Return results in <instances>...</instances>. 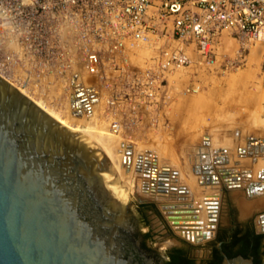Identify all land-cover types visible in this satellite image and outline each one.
<instances>
[{"label":"built area","instance_id":"built-area-1","mask_svg":"<svg viewBox=\"0 0 264 264\" xmlns=\"http://www.w3.org/2000/svg\"><path fill=\"white\" fill-rule=\"evenodd\" d=\"M0 13V77L51 116L91 121L118 140L132 188L140 179L158 194L176 191L178 171L146 146L171 135L176 96L198 93L211 69L226 74L257 44L264 49V0H0ZM228 38L239 45L234 58L223 52ZM260 69L264 76V51ZM190 148L192 169L214 173L224 153H209L211 136ZM211 176L202 185L214 184Z\"/></svg>","mask_w":264,"mask_h":264},{"label":"water","instance_id":"water-1","mask_svg":"<svg viewBox=\"0 0 264 264\" xmlns=\"http://www.w3.org/2000/svg\"><path fill=\"white\" fill-rule=\"evenodd\" d=\"M226 175L220 172L224 182ZM259 175L246 188L249 197L264 190ZM117 177L89 137L0 77V264H157L134 234ZM218 180L213 173L210 182ZM206 204L217 217V202ZM260 221L264 233V214ZM221 264L253 260L223 253Z\"/></svg>","mask_w":264,"mask_h":264},{"label":"rangeland","instance_id":"rangeland-1","mask_svg":"<svg viewBox=\"0 0 264 264\" xmlns=\"http://www.w3.org/2000/svg\"><path fill=\"white\" fill-rule=\"evenodd\" d=\"M256 47L257 48L254 47L255 50L257 49V53L255 52L256 55H249L243 64L229 70L226 74L217 73V70L214 68L211 69V74L202 75L200 78L203 82V86L198 93L175 95V101L168 112L172 124L171 135L167 136L165 139H158V141L153 143L163 148L166 152H172V156H167L166 160L164 158L161 160L162 163L166 162L168 165L172 164V162H174L173 165L178 163V168L184 169L185 166H183V160H180L179 152L187 149V147L191 145L198 144L202 135L205 133H208L210 136L222 137L221 139L225 136L232 138L235 135V143H239L241 146H246L250 138H264V121H262L264 120V76L260 69L261 56L264 49L260 44H257ZM238 49V43L228 38L223 52L227 57L234 58ZM259 102L263 106V110L259 112V121H257L254 117L258 112L257 107ZM254 119L259 123H256ZM75 128H77V126H75ZM225 141H227V139ZM238 158H235L233 163L236 164V160H238L240 163L236 165L243 170L246 165L244 164L243 166L241 164L243 159ZM174 168L177 167L175 166ZM121 175L123 176L124 174ZM117 176L118 179L120 177L119 181H121V183L127 185L126 181H123L120 175L117 174ZM132 186L125 193L124 200L127 203L131 201L136 202L137 196L139 195ZM234 192L235 190H228L224 193L223 199L226 197L230 198L239 209V217L241 219L249 217L253 220L255 228L260 230L258 228V218L260 215L264 214V208H254V210L252 209V213L250 211L249 214L244 217L241 214ZM239 192L241 193L239 195H241V197L244 196L245 199L244 197L243 199L247 201L258 198V196H256L255 198L247 199L244 188ZM140 196L142 197V195H139V197ZM150 219L155 231L162 230L164 224L169 225L165 218L158 219L154 215H151ZM170 243V239L157 235L156 245L161 249L167 247ZM206 243L205 240L199 243V246L203 247Z\"/></svg>","mask_w":264,"mask_h":264},{"label":"bare ground","instance_id":"bare-ground-1","mask_svg":"<svg viewBox=\"0 0 264 264\" xmlns=\"http://www.w3.org/2000/svg\"><path fill=\"white\" fill-rule=\"evenodd\" d=\"M255 48L252 50V53H251L252 56L256 55L255 52L257 51V49L255 50ZM257 108H258V112L257 114L254 113L256 114V116L254 115L255 117L254 116L253 117L257 121H259L258 120L259 112L263 110V106L260 104V102ZM44 111L47 112L48 110H44ZM52 117L56 119L62 125L83 133L84 135L89 137L94 143L98 145V147L102 150L103 154L106 156V158L110 162V165L112 166V168L115 169V170L113 169L114 171H116L115 173L120 175L123 181H126V184L128 185V187L127 185L119 181L122 194L124 195L123 199H125V193L127 192L128 189H130V187L133 184H132V175L130 173L127 176L125 174L123 176L121 175L123 174V171L121 170V167L119 164V150H120L119 141L115 139H111L110 137H106L103 133L99 132L98 127L91 121L83 122L85 123V127L81 128V126H77V128H75V126L70 124V121L56 114H52ZM257 121L255 122L259 123ZM79 123H82V122H79ZM221 138H219L218 136H211V148L209 150V153L213 154L214 151L219 150L220 152V150H224L225 154H227V156H225L228 158L226 159L227 162L228 163L229 161L233 162L235 158H238L236 155L238 153L235 154L237 150L233 153L234 156H232L231 154L232 153L231 151L232 150L234 151V148L238 145L237 143H235V135L232 138L227 137V136L223 137V139ZM226 139L227 141H225ZM250 140H251L250 141L251 146L249 147L247 143L246 148L244 149L242 148L240 150L241 155L239 156L240 158H238V159H243L241 164L243 166L245 164L248 167L245 166L243 170H241V168L237 166L234 168H230L229 170H226V171L225 170L216 171L215 169L214 174L219 176V180L217 182H214V184H206L207 182L205 180L204 185H202L201 182L203 178L205 179L208 176V173L203 172L201 169L200 170L192 169L193 168L192 165L194 164V161L190 157L184 156L185 153H189L190 151H192V148H190L191 147L190 146L188 148L190 149L189 151L188 149H186L187 151H185L184 149L182 153L185 159L183 162L186 164L184 169L178 168L179 167L178 163L173 165L174 162H172V164L169 165V167H175V166L177 167L175 168L178 171L176 191H173V192L169 191L170 194H158L157 193L158 191H155V193H153L150 189H143L142 181L140 179L138 180L136 179L135 184H134L136 193H138L139 195H142V198H146V199L151 198L159 202V204L165 210L167 214V219L169 220L176 234H179L181 237L189 239L195 243H201L212 236L213 232L215 231L216 225H217V217L210 218L209 215L210 213H213V209H211L206 204V202L212 201L214 203L216 201L217 204L219 205L221 194L224 189L235 190L234 192L235 199L237 200L239 204V208L241 210V214L244 217H246L250 211L252 213V209L254 210V208H259V209L264 208V190L256 195L258 196V198L255 200L247 201V200H244L245 197L243 196V194L242 196L244 197V199L243 197H241V195H239L241 194L239 191L242 190L243 188L246 191V188L249 185V183L255 182V181H261L259 173L261 171H264V138H253ZM224 141L227 143H225ZM146 147L155 152L154 156L160 163H162L161 160L163 158L166 160L167 156H172V152L170 151L166 152L165 150H163V148L158 147L154 145L153 143L150 144V146H146ZM146 147L141 145V146H138L137 149H143ZM249 151H251V155H249ZM204 157L205 159L209 158L207 155L206 156L199 155L198 158L195 160H199V159L201 160ZM217 159H218V161L216 160L217 163H221L222 157L218 156ZM236 161H235L236 164L240 163L238 160ZM222 166H226V165H222ZM219 167L220 166H218V168ZM221 171H224L225 174H227L226 182L221 180V177H220ZM124 179H127V180H124ZM118 180H120V177ZM180 188L184 189L183 191L184 194L180 193L181 191H178V189ZM256 196L249 197L246 191L247 199H252L253 197L255 198ZM213 203L212 205H214ZM179 211H182V212H179ZM214 214L215 216L218 215V208L217 210L214 211ZM258 219H259L258 228L261 229L262 222L260 221V216ZM187 232L189 234H187Z\"/></svg>","mask_w":264,"mask_h":264},{"label":"flooded vegetation","instance_id":"flooded-vegetation-1","mask_svg":"<svg viewBox=\"0 0 264 264\" xmlns=\"http://www.w3.org/2000/svg\"><path fill=\"white\" fill-rule=\"evenodd\" d=\"M227 191L228 189H224L221 194L214 234L206 240L207 243L203 247H200L199 243L178 236L167 224L163 225L162 230L155 231L150 216L154 215L158 219L165 218L161 210L157 206V208L143 207L141 206L143 203L131 201L129 210L134 234L142 249L157 264H167L172 257L180 264H221L223 253L229 258L242 255L241 243L246 240L247 245L244 247L246 256L244 257L251 258L253 264H256V256L261 258L264 254V237L257 246H254L252 237L263 233L258 232L253 220L249 217L243 219L239 217V209L230 198L223 199ZM157 235L170 239L171 243L161 249L156 245Z\"/></svg>","mask_w":264,"mask_h":264},{"label":"trees","instance_id":"trees-1","mask_svg":"<svg viewBox=\"0 0 264 264\" xmlns=\"http://www.w3.org/2000/svg\"><path fill=\"white\" fill-rule=\"evenodd\" d=\"M141 206H143V207H144V206H150V207H153V208H157L156 205H155L154 203H143V204H141ZM263 237H264V233H263V234H258V235L253 236L252 238H253L254 243H255L254 246H257V245H258V242H259V241L261 240V238H263ZM246 245H247V241L244 240V241L241 243V246L243 247V248L241 249V253H242L243 256H246V252H245V250H244V247H245ZM256 252H257V251H255V253H256ZM256 254H258V253H256ZM263 258H264V254L262 255L261 258H258V257L256 256V258H255V263H256V264H261ZM167 264H180V263H178V262L175 260V258L172 257L171 260H169Z\"/></svg>","mask_w":264,"mask_h":264},{"label":"crops","instance_id":"crops-1","mask_svg":"<svg viewBox=\"0 0 264 264\" xmlns=\"http://www.w3.org/2000/svg\"><path fill=\"white\" fill-rule=\"evenodd\" d=\"M250 139H251V138H250ZM237 144H238V145H237L238 147L236 146V147L234 148V151H233V150L231 151V152H232L231 154H232V156H234L233 153L237 150V152H235V154L238 153V154H236V155L239 157V156L241 155L240 150H241L242 148H243V149L246 148V146H244V147L242 146V147H241V146L239 145V143H237ZM257 146H258V145H257ZM259 146H260V145H259ZM260 147H261V146H260ZM220 152H223V153H224V156H222V157H224V158H222L221 163H218V166H220V167L217 168L216 171H219V170H225V171H226V170H229L230 168H234V167L237 166L236 164H234V163L231 162V161H229V163L227 162L226 159H228V158L225 157V156H227V154H225L224 150H220ZM236 155H235V157H236ZM239 158H240V157H239ZM223 160H224V162H223ZM222 162H223V163H222ZM230 162H231V164H230ZM225 163H226V164H225ZM227 164H228V165H227ZM232 164H233L234 166H233ZM222 165H226V166H222ZM218 166H216V167H218ZM228 166H229V167H228ZM230 166H232V167H230ZM224 167H225L226 169H225ZM227 167H228V168H227ZM221 168H223V169H221Z\"/></svg>","mask_w":264,"mask_h":264},{"label":"clouds","instance_id":"clouds-1","mask_svg":"<svg viewBox=\"0 0 264 264\" xmlns=\"http://www.w3.org/2000/svg\"><path fill=\"white\" fill-rule=\"evenodd\" d=\"M2 13H0V18H2ZM0 27H7V25H4V24H2V25H0Z\"/></svg>","mask_w":264,"mask_h":264}]
</instances>
